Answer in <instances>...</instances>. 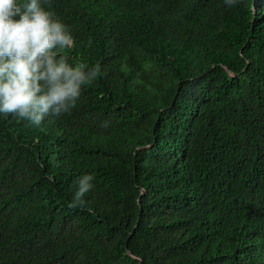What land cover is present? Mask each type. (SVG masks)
<instances>
[{"label": "trees", "instance_id": "16d2710c", "mask_svg": "<svg viewBox=\"0 0 264 264\" xmlns=\"http://www.w3.org/2000/svg\"><path fill=\"white\" fill-rule=\"evenodd\" d=\"M41 2L101 73L0 113V264H264V0Z\"/></svg>", "mask_w": 264, "mask_h": 264}, {"label": "clouds", "instance_id": "9594fccd", "mask_svg": "<svg viewBox=\"0 0 264 264\" xmlns=\"http://www.w3.org/2000/svg\"><path fill=\"white\" fill-rule=\"evenodd\" d=\"M47 2V0H45ZM232 5L236 0H225ZM67 26L41 0H0V113L14 114L39 126L46 116H60L76 106L82 85L101 73L96 65L72 67L61 50L72 48ZM94 176L84 174L69 202L82 207Z\"/></svg>", "mask_w": 264, "mask_h": 264}, {"label": "water", "instance_id": "95a60500", "mask_svg": "<svg viewBox=\"0 0 264 264\" xmlns=\"http://www.w3.org/2000/svg\"><path fill=\"white\" fill-rule=\"evenodd\" d=\"M127 253L129 254V255H131V253H130V251L129 250H127ZM133 256V255H132ZM134 257V256H133Z\"/></svg>", "mask_w": 264, "mask_h": 264}]
</instances>
